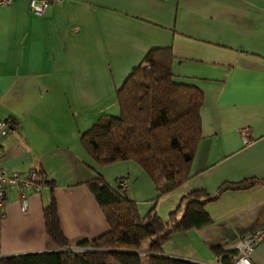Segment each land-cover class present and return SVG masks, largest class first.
<instances>
[{
    "label": "crops",
    "instance_id": "obj_1",
    "mask_svg": "<svg viewBox=\"0 0 264 264\" xmlns=\"http://www.w3.org/2000/svg\"><path fill=\"white\" fill-rule=\"evenodd\" d=\"M152 47H169L173 80L202 92L190 175L160 195L135 162L97 166L79 142L98 117L118 113L115 89ZM0 120L8 121L0 165L20 175L40 169L53 181L71 245L107 229L84 184L96 173L125 180L139 215L154 209L162 220L190 190L264 179V0H63L40 15L26 0L0 6ZM4 199L0 258L54 250L42 219L48 186L27 194L25 208L13 187ZM204 208L211 223L172 234L161 255L228 264L238 238L264 226V188L226 190ZM250 259L264 264V237Z\"/></svg>",
    "mask_w": 264,
    "mask_h": 264
},
{
    "label": "trees",
    "instance_id": "obj_2",
    "mask_svg": "<svg viewBox=\"0 0 264 264\" xmlns=\"http://www.w3.org/2000/svg\"><path fill=\"white\" fill-rule=\"evenodd\" d=\"M172 59L169 47L149 48L114 91L118 114L101 115L79 134L81 146L97 166L131 160L147 174L159 195L189 177L200 138L202 92L194 85L173 80ZM35 171L39 183L49 188L48 203L42 207L43 227L57 250L3 257L0 264H196L162 256L163 244L174 233L209 225L211 218L204 207L224 191L255 183L264 188V179L247 178L222 182L212 194L193 189L162 220L154 209L139 215L134 201L119 187L121 180L110 184L96 173L84 184L107 229L71 245L60 227L53 181L40 169ZM169 181L173 184L167 186Z\"/></svg>",
    "mask_w": 264,
    "mask_h": 264
},
{
    "label": "built area",
    "instance_id": "obj_3",
    "mask_svg": "<svg viewBox=\"0 0 264 264\" xmlns=\"http://www.w3.org/2000/svg\"><path fill=\"white\" fill-rule=\"evenodd\" d=\"M13 1L14 0H0V6H7ZM62 1L63 0H26L28 10L34 15H40L50 5L60 3ZM7 130V121L0 120V140L7 133ZM239 135L242 144H247L251 141L250 132L247 127L239 128ZM118 185L123 189L126 186V181L121 180ZM7 187H13L15 189L21 207L25 208L27 203V194L39 192L42 184L39 183V178L35 170H30L26 174L20 175L14 171L9 172L4 166L0 165V216L3 213V206L5 202L4 193ZM263 237L264 226L239 237L235 244V253L230 257L229 264H253L251 262L250 255L256 244Z\"/></svg>",
    "mask_w": 264,
    "mask_h": 264
},
{
    "label": "rangeland",
    "instance_id": "obj_4",
    "mask_svg": "<svg viewBox=\"0 0 264 264\" xmlns=\"http://www.w3.org/2000/svg\"><path fill=\"white\" fill-rule=\"evenodd\" d=\"M114 114H115V115H117L118 113H117V112H115ZM115 115H113V116H115ZM105 180H106V179H105ZM106 182H108V183H110V184H113V183H112V182H113V180H112V179H110V181H107V180H106ZM111 263H112V262H111Z\"/></svg>",
    "mask_w": 264,
    "mask_h": 264
},
{
    "label": "water",
    "instance_id": "obj_5",
    "mask_svg": "<svg viewBox=\"0 0 264 264\" xmlns=\"http://www.w3.org/2000/svg\"><path fill=\"white\" fill-rule=\"evenodd\" d=\"M57 249H54V250H52V251H56ZM48 252V251H47ZM162 256H164V257H166L165 255H162ZM170 258V257H169Z\"/></svg>",
    "mask_w": 264,
    "mask_h": 264
}]
</instances>
